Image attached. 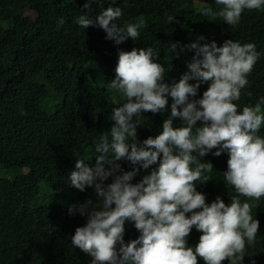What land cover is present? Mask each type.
Masks as SVG:
<instances>
[{
    "label": "clouds",
    "instance_id": "1",
    "mask_svg": "<svg viewBox=\"0 0 264 264\" xmlns=\"http://www.w3.org/2000/svg\"><path fill=\"white\" fill-rule=\"evenodd\" d=\"M211 1L200 14L237 31L249 25L248 12L264 10V0ZM122 15L109 6L95 18L82 12L75 23L103 29L116 44L139 39L143 21L120 23ZM64 23L60 17L57 28ZM204 39L185 46L195 55L171 86L152 47L119 51L108 88L126 102L92 143L95 166L81 156L70 173L82 194L63 212L75 220L70 230H43L70 255L91 256V264H264V97L238 105L260 53L254 43ZM142 112L149 114L134 121ZM158 115L162 132L148 137Z\"/></svg>",
    "mask_w": 264,
    "mask_h": 264
},
{
    "label": "trees",
    "instance_id": "2",
    "mask_svg": "<svg viewBox=\"0 0 264 264\" xmlns=\"http://www.w3.org/2000/svg\"><path fill=\"white\" fill-rule=\"evenodd\" d=\"M205 2L214 7L211 0H94L90 9L83 7L86 0H0V165L28 169L13 179L0 178V249L8 254L0 255V264H91V256L70 255L69 246L57 245L53 236L75 221L63 212L82 196L70 183L77 159L91 156L85 163L95 166L92 143L106 122L115 124L113 109L126 102L108 88L120 50L152 47L153 60L165 68L163 82L171 86L195 55L185 46L200 36L205 38L200 44L254 43L260 56L238 105L242 109L264 97V10L248 12L249 25L237 31L201 15ZM109 6L122 9L120 23L143 21L139 39L116 44L103 29L75 23L82 12L95 18ZM168 16L176 21L168 23ZM60 17L65 23L57 28ZM208 86L202 82L199 89ZM153 120L148 137L155 138L162 117ZM47 226L53 229L50 239L43 234Z\"/></svg>",
    "mask_w": 264,
    "mask_h": 264
},
{
    "label": "rangeland",
    "instance_id": "3",
    "mask_svg": "<svg viewBox=\"0 0 264 264\" xmlns=\"http://www.w3.org/2000/svg\"><path fill=\"white\" fill-rule=\"evenodd\" d=\"M27 171H28V169L25 167L6 168V167L0 165V178L13 179L20 174L26 173Z\"/></svg>",
    "mask_w": 264,
    "mask_h": 264
}]
</instances>
